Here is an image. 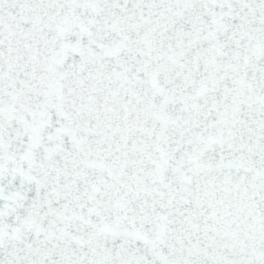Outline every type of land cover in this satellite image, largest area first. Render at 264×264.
Masks as SVG:
<instances>
[{
	"label": "snow or ice",
	"instance_id": "1",
	"mask_svg": "<svg viewBox=\"0 0 264 264\" xmlns=\"http://www.w3.org/2000/svg\"><path fill=\"white\" fill-rule=\"evenodd\" d=\"M0 264H264V0H0Z\"/></svg>",
	"mask_w": 264,
	"mask_h": 264
}]
</instances>
